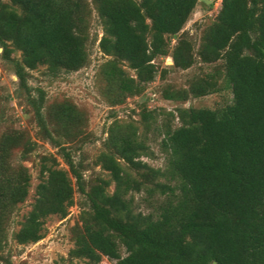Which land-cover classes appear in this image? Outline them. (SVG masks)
Instances as JSON below:
<instances>
[{
  "label": "trees",
  "instance_id": "obj_1",
  "mask_svg": "<svg viewBox=\"0 0 264 264\" xmlns=\"http://www.w3.org/2000/svg\"><path fill=\"white\" fill-rule=\"evenodd\" d=\"M197 1H0L1 57L12 63L39 133L66 167L59 168L51 156L40 158L33 201L12 236L17 244L40 240L45 219L64 218L76 192L82 209L80 225L71 230L69 260L264 264V0H220L193 52L179 33ZM92 11L101 30L97 46L105 57L97 66L96 82L111 105L144 92L157 74L156 58L170 57L181 70L195 60L221 62L190 79L186 89L166 85L161 91L164 100L177 102L221 90L231 95L218 108L163 113L162 168L141 160L147 147L133 123L114 121L95 159L107 178L86 180L84 166L61 143L79 138L83 114L65 100L44 106L40 89L30 93L28 71L41 66L56 76L88 63ZM13 52L19 59L9 58ZM165 71H159L160 77ZM139 115L144 131L155 129L159 114L144 109ZM33 147L24 132L8 128L0 133V248L8 216L24 202L30 185L27 169L11 158L18 149L25 160ZM133 193L145 195L150 212L134 211Z\"/></svg>",
  "mask_w": 264,
  "mask_h": 264
},
{
  "label": "rangeland",
  "instance_id": "obj_2",
  "mask_svg": "<svg viewBox=\"0 0 264 264\" xmlns=\"http://www.w3.org/2000/svg\"><path fill=\"white\" fill-rule=\"evenodd\" d=\"M219 4L220 0H198L180 31L179 35L181 34L189 41L193 52L198 46L203 28L217 14ZM89 22L88 63L77 71L61 73L56 76L47 74L44 67L41 66L28 71L26 84L30 93L36 95V90L40 89L44 95V106L53 101L65 100L72 103L83 114L84 121L79 138L69 141L61 139V143L71 151L73 160L80 161L84 166L83 176L86 180L96 176L107 178V174L95 165V159L102 150L106 129L114 121L133 123L147 147L141 160L152 168H162L163 154L159 150V142L162 138L160 125L164 121L163 113H174L176 108H218L230 102L231 95L228 91L221 90L202 97H189L184 102H177L164 100L161 91L166 85L175 89H186L190 79L196 75L204 76L221 62L205 65L195 60L196 62L190 68L181 70L172 66L173 62L170 57L156 58L153 62L157 67V74L153 81L146 85L144 92L138 96L126 98L122 104L111 105L107 97L101 94L96 82L97 66L105 60V57L99 52L97 46L101 30L93 11ZM175 38H171L170 48L175 44ZM9 58L19 59V53L13 52ZM122 68L128 75L133 76V72L127 67L123 66ZM162 69L166 71L165 75L160 77L159 71ZM217 82H221V79L218 78ZM23 96L24 92L18 88L12 63L1 57L0 48V133L8 128L18 130L24 132L29 141L34 143L33 150L27 154L25 160H20L18 149L14 150L11 158L13 163H20L27 169L30 175V185L24 202L15 206L5 223V241L0 248V264H87L85 260H69L67 257L68 251L72 248L71 230L76 225H80L82 197L76 192L73 195V204L67 209L64 218L51 215L45 219L40 240L35 243L19 245L12 238L33 201L34 189L39 182L40 158L51 156L57 161L59 168L66 169L57 154V149L53 148L39 133L38 127L32 119L31 111L24 103ZM144 109L159 114L156 116L154 124L156 127L153 130L144 131L140 123L139 114ZM176 123L174 120L170 124L175 125ZM108 191L111 192L110 187ZM132 207L135 212L143 214L151 211L148 202H145V195L142 193L132 194ZM121 254H123L122 251ZM99 264H114V261L102 257Z\"/></svg>",
  "mask_w": 264,
  "mask_h": 264
},
{
  "label": "water",
  "instance_id": "obj_3",
  "mask_svg": "<svg viewBox=\"0 0 264 264\" xmlns=\"http://www.w3.org/2000/svg\"><path fill=\"white\" fill-rule=\"evenodd\" d=\"M212 264H216L215 262H212Z\"/></svg>",
  "mask_w": 264,
  "mask_h": 264
}]
</instances>
